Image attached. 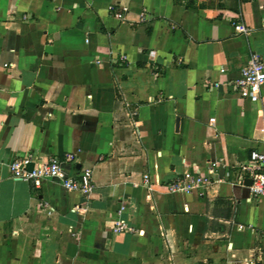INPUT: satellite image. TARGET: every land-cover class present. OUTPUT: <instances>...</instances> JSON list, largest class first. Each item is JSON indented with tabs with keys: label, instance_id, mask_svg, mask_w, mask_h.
<instances>
[{
	"label": "crops",
	"instance_id": "obj_1",
	"mask_svg": "<svg viewBox=\"0 0 264 264\" xmlns=\"http://www.w3.org/2000/svg\"><path fill=\"white\" fill-rule=\"evenodd\" d=\"M252 52L264 0H0V264H264L237 170L264 151V84L231 86ZM26 155H71L91 191L13 179Z\"/></svg>",
	"mask_w": 264,
	"mask_h": 264
},
{
	"label": "built area",
	"instance_id": "obj_2",
	"mask_svg": "<svg viewBox=\"0 0 264 264\" xmlns=\"http://www.w3.org/2000/svg\"><path fill=\"white\" fill-rule=\"evenodd\" d=\"M117 19H122V14L116 13ZM238 33H246V29L240 25H234ZM4 67L9 65L5 64ZM264 84V62L260 55L252 52L245 65L240 70V77L231 82L232 89L239 96L248 99L250 102H257L260 97L261 87ZM210 119L209 123H213ZM62 163H73V157L66 155L63 159L51 157L46 161L37 159L31 155L18 157L9 166L10 176L13 179L21 180L31 184L34 188H40L45 180L59 178L62 187L66 191L89 193L92 189L91 171L81 169L80 172L72 177H61L60 167ZM213 166H215L213 164ZM237 170L249 180V198L264 199V151H251L249 159L237 167ZM200 178L174 179L169 188L171 191H182L189 193L195 187L202 184ZM144 185L148 187V177H144ZM124 222L119 221L113 227V233L119 234L126 230Z\"/></svg>",
	"mask_w": 264,
	"mask_h": 264
}]
</instances>
